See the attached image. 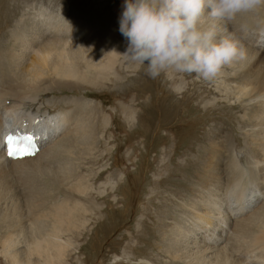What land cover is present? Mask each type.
Returning a JSON list of instances; mask_svg holds the SVG:
<instances>
[{"label":"rangeland","instance_id":"obj_1","mask_svg":"<svg viewBox=\"0 0 264 264\" xmlns=\"http://www.w3.org/2000/svg\"><path fill=\"white\" fill-rule=\"evenodd\" d=\"M124 3L125 0H0V45L6 50L12 43H5L20 33L22 15L28 11H46L61 17V21L91 27L90 37L98 34L97 38L102 36V40H96L124 46V56L115 66L118 75L107 72L95 81L62 79L61 85L53 83L52 90L41 93L34 103L26 102L34 112L49 111L53 115L71 108L60 102L65 97H85L95 102L93 136L86 147L79 146L76 152L79 172L81 176L87 175L91 183L88 198L80 200L88 212L82 211V207L76 209L80 212L76 227H64L59 233L61 245L70 244L61 254L52 250L55 262L49 259L50 264H146L142 260L153 264H188L169 254L160 236V228L166 222L160 214L169 212V219L187 221V210L181 208L192 203L188 201L190 192L204 182L201 175L208 155L227 159L231 156L239 159L241 167L246 164V132L256 128L251 121H256L257 113L250 102L257 96L252 90L250 72L260 67L264 74V63L260 66L264 49L254 59L245 53L244 63L226 66L211 81L197 78L195 73L183 74L187 86L176 95L170 85L181 74L169 72L153 79L146 72V63L139 64L126 54L128 42L119 31ZM252 13L258 23L250 17ZM231 21L235 28L232 35L237 40H245L246 33L256 40L264 34L260 30L264 5L238 14ZM50 100H54L55 106L46 103ZM10 103L8 99L7 104ZM122 106L132 107L134 122H127ZM218 138L223 144L220 152L210 147V141ZM23 174L6 176L10 177L7 181L6 177L0 178V264H12L13 255L22 264H29V260L30 264H45V257L28 250L25 239L31 242L38 234L34 229L36 218L42 220V232H52L58 219L52 210L58 201L64 200L62 193L66 189L55 185L52 177L37 178L36 188L29 190V182H34ZM110 180L117 181L113 190ZM72 196L75 200L80 198L75 193ZM198 226L196 223L194 227ZM10 236L19 240L15 247L7 244Z\"/></svg>","mask_w":264,"mask_h":264},{"label":"bare ground","instance_id":"obj_2","mask_svg":"<svg viewBox=\"0 0 264 264\" xmlns=\"http://www.w3.org/2000/svg\"><path fill=\"white\" fill-rule=\"evenodd\" d=\"M251 16L256 23L259 22L254 13ZM58 17L46 11L24 12L19 24L20 33L14 34L12 41L7 40L5 43L12 44L8 45L7 50L0 45V178L24 173L34 182L28 184L31 190L36 188L37 178L46 176L52 177L55 185L66 189L62 193L64 200L58 201L52 210L58 216L52 232H42V220L36 218L34 229L38 234L31 242L25 239L28 250L45 257V264L52 262V250L61 254L63 248L70 244L61 245L59 233L64 227L65 230L70 226L76 227L80 213L76 209L82 207V211L88 212L80 200L87 199L92 188L87 175L81 176L79 172L76 152L79 146L86 147L93 136L95 125L92 121V109L95 102L85 97H65L60 102L64 106L68 103L67 107L71 108H65L55 115L49 111L34 112L27 108L26 102L37 100L41 93L52 90L50 87L52 88L53 83L61 85L64 79L95 81L93 79L99 78L98 75L107 72L116 74L115 66L121 55L124 56L123 44L114 45L105 39V43L96 40H102V36L97 38V34L90 37L88 28L91 27L79 26L66 19L61 21V17L60 20ZM201 24L205 29L214 27L218 37L230 35L236 40L238 38L232 35V29L235 28L231 20L216 19L205 14ZM78 26L80 28L76 31ZM260 28L264 32V21L260 23ZM246 34L245 40L241 38L238 41L245 53L254 59L264 49V34L256 40V37ZM260 58L262 66L264 56L261 55ZM239 62L244 63L242 59L233 63L236 65ZM126 68L130 69L129 66ZM260 72V67L250 72L252 90L257 94L250 102L254 103L257 113L256 121H251L256 128L253 132H246V164L241 167L239 159L235 157L225 159L224 156L218 158L207 154L209 157L205 156L202 170L204 174L201 175L206 183L196 185L188 200L193 204H184L181 208L187 210V221L169 219V212L160 214L166 220L160 228V236L174 259L188 264H264V74ZM49 77L51 79L48 81ZM8 99L12 103L7 104ZM53 101L46 103L55 106ZM122 108L127 122H134L135 112L132 107ZM8 130L33 131L39 138L40 150L34 156L22 159L6 158L2 135ZM222 145L221 138L210 141V147L215 148L216 152H220ZM165 165L169 166V162ZM121 176L120 174L119 177ZM8 178L10 177L5 178L6 181ZM108 183L113 190L117 181ZM73 193L80 198L72 199ZM116 197L113 195L114 199ZM196 223L199 225L197 228L194 227ZM83 224L84 221L81 226ZM209 230L212 231L211 234L208 233ZM211 239H215V243L210 244ZM68 241L70 240L67 239V243ZM18 242L19 240L10 236L7 244L15 247ZM21 251L23 250L20 249ZM28 263L30 264V260ZM12 264L22 263L13 255Z\"/></svg>","mask_w":264,"mask_h":264},{"label":"clouds","instance_id":"obj_3","mask_svg":"<svg viewBox=\"0 0 264 264\" xmlns=\"http://www.w3.org/2000/svg\"><path fill=\"white\" fill-rule=\"evenodd\" d=\"M261 5L264 0H125L119 31L128 42L126 54L139 64L146 63L151 78L181 74L170 85L180 95L187 86L183 74L195 73L211 81L245 57L238 40L230 35L218 37L214 27L200 26L205 14L232 20Z\"/></svg>","mask_w":264,"mask_h":264},{"label":"snow or ice","instance_id":"obj_4","mask_svg":"<svg viewBox=\"0 0 264 264\" xmlns=\"http://www.w3.org/2000/svg\"><path fill=\"white\" fill-rule=\"evenodd\" d=\"M13 137H9V141L12 142ZM17 149L15 147L11 148L9 151V155H15L16 154Z\"/></svg>","mask_w":264,"mask_h":264}]
</instances>
